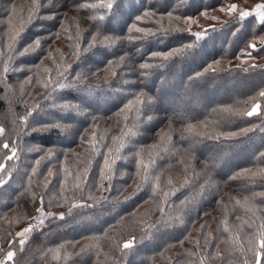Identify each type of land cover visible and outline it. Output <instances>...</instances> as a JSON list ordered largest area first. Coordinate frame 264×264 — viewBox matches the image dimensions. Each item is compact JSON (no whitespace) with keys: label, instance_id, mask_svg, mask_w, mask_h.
<instances>
[{"label":"trees","instance_id":"16d2710c","mask_svg":"<svg viewBox=\"0 0 264 264\" xmlns=\"http://www.w3.org/2000/svg\"><path fill=\"white\" fill-rule=\"evenodd\" d=\"M257 5L0 0V264H264Z\"/></svg>","mask_w":264,"mask_h":264},{"label":"snow or ice","instance_id":"6c2138e0","mask_svg":"<svg viewBox=\"0 0 264 264\" xmlns=\"http://www.w3.org/2000/svg\"><path fill=\"white\" fill-rule=\"evenodd\" d=\"M33 2L36 3V0H33ZM111 6H112L111 4H108V5H107L108 8H111ZM236 8H237V5L233 4V5H231L229 11H230V12H231V11H234ZM257 9H264V5H257ZM249 15H250V13L247 12V11H242V12H240V16H241V17H247V16H249ZM259 15H260L261 20L264 21V11L259 12ZM18 36H19V32H16V34L13 35V36L11 37V40L14 42ZM197 36H199V34H197ZM36 46H39V40L36 41ZM10 47H11V45H10ZM250 47H253V48H254L255 45H250ZM168 55H171V53H169ZM5 71H7V69H5ZM261 95L264 96V93H261ZM258 108H259V105L254 106V107L252 108V110L249 111V112L247 113V115H248V116H252V115L256 114ZM3 131H4V130H3L2 128H0V133H2ZM3 147H4L5 149H8V148H9V145H8L7 143H5V144L3 145ZM14 154H15V153L13 152V155H14ZM11 158H12V157L10 156L9 159H11ZM37 163H39V162H37ZM112 163H115V160H111V161H110L108 157H105V159H104V164H105L106 166H110V164H112ZM0 168H3V165H0ZM102 174H103V170H102ZM75 179H76V180H79L80 177H79V176H76ZM77 186H78V185H77ZM41 222H43V221H41ZM30 230H31L30 228H26V229H24V233H27V232H29ZM24 233H21L20 235H23ZM129 247H131V245H130L129 243H125V244H124V248H129ZM259 247H260L261 250H264V233L261 234V239H260ZM252 250L255 252V254H256V256H257V262H256V264H260V260H259L260 253H259V252H256L255 247H253ZM7 256H8V259L11 260V259L13 258V253L10 251V252L7 253Z\"/></svg>","mask_w":264,"mask_h":264},{"label":"rangeland","instance_id":"374dc122","mask_svg":"<svg viewBox=\"0 0 264 264\" xmlns=\"http://www.w3.org/2000/svg\"><path fill=\"white\" fill-rule=\"evenodd\" d=\"M235 5H237V3H235ZM238 5H237L236 10H234L236 12L248 11V9L251 7V3L247 2V1L238 2ZM227 9H230V7L229 8H228V6L225 8L219 7L216 10H214L212 12V14H214V16H218L219 18H222V19H229L232 15H231V13L229 14V12H226Z\"/></svg>","mask_w":264,"mask_h":264},{"label":"built area","instance_id":"2783aa9c","mask_svg":"<svg viewBox=\"0 0 264 264\" xmlns=\"http://www.w3.org/2000/svg\"><path fill=\"white\" fill-rule=\"evenodd\" d=\"M33 220L36 224H41V223L48 220V216L45 213H38V214L34 215ZM41 221H43V222H41Z\"/></svg>","mask_w":264,"mask_h":264}]
</instances>
